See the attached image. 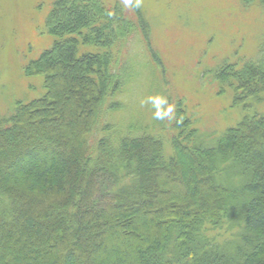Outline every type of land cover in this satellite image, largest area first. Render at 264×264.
I'll return each instance as SVG.
<instances>
[{
	"label": "trees",
	"instance_id": "1",
	"mask_svg": "<svg viewBox=\"0 0 264 264\" xmlns=\"http://www.w3.org/2000/svg\"><path fill=\"white\" fill-rule=\"evenodd\" d=\"M51 1L54 41L25 68L45 92L0 115V264H264V114L210 146L181 100L168 128L124 119L144 98L130 50L138 33L152 45L141 8ZM216 74L234 104L263 99L264 58Z\"/></svg>",
	"mask_w": 264,
	"mask_h": 264
},
{
	"label": "rangeland",
	"instance_id": "2",
	"mask_svg": "<svg viewBox=\"0 0 264 264\" xmlns=\"http://www.w3.org/2000/svg\"><path fill=\"white\" fill-rule=\"evenodd\" d=\"M134 2L149 21L152 45L142 34H134V47L130 50L145 75L142 73L134 81L133 89L134 93L140 89L144 98L137 101L132 92V102L140 103L121 111L124 119L134 117L135 122L143 125L153 120L168 128L171 119L157 120L148 97L158 95L174 107L181 100L198 130V141L210 146L244 115L264 114V94L262 100L250 98L247 110L234 104L233 90L221 91L216 74L226 63L242 64L264 58L262 4L246 0ZM51 8V0H0L1 116L11 115L17 101H30L45 92L44 77L27 76L25 68L52 46L54 37L45 27ZM127 9L129 16L136 17L132 3ZM150 47L160 61L153 59V66L147 67L144 52L153 55Z\"/></svg>",
	"mask_w": 264,
	"mask_h": 264
},
{
	"label": "clouds",
	"instance_id": "3",
	"mask_svg": "<svg viewBox=\"0 0 264 264\" xmlns=\"http://www.w3.org/2000/svg\"><path fill=\"white\" fill-rule=\"evenodd\" d=\"M132 0H124L126 5H130ZM148 99L152 102L155 112L154 117L158 120H164L165 118L174 119L175 108L171 104H167L165 98L160 96H149Z\"/></svg>",
	"mask_w": 264,
	"mask_h": 264
}]
</instances>
